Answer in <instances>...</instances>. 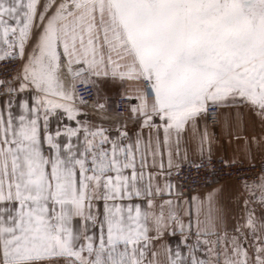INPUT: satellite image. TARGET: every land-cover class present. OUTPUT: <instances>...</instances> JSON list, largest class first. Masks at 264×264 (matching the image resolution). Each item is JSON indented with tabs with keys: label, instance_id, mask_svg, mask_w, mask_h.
Instances as JSON below:
<instances>
[{
	"label": "snow or ice",
	"instance_id": "obj_1",
	"mask_svg": "<svg viewBox=\"0 0 264 264\" xmlns=\"http://www.w3.org/2000/svg\"><path fill=\"white\" fill-rule=\"evenodd\" d=\"M6 60L23 63L0 79V264H264V221L249 211L229 236L219 190L201 201L170 179L211 163L207 118L219 108L264 124V0H0ZM62 61L77 83L143 81L127 97L137 130L93 128ZM241 186L264 204V170ZM165 234L180 239L158 244Z\"/></svg>",
	"mask_w": 264,
	"mask_h": 264
},
{
	"label": "crops",
	"instance_id": "obj_2",
	"mask_svg": "<svg viewBox=\"0 0 264 264\" xmlns=\"http://www.w3.org/2000/svg\"><path fill=\"white\" fill-rule=\"evenodd\" d=\"M34 43L35 40H33V43L29 44L34 46ZM114 59L116 58L114 57ZM119 62L123 64L127 63V60H121ZM63 63L64 62L62 61V64ZM66 67L67 66L64 65L65 69ZM67 77L70 80L72 79L71 75H67ZM65 83L72 85L71 82V84L69 82ZM94 86L96 87L99 99V102L95 108L97 111V116H90L84 109H82L83 107L81 109L79 108L81 112L85 114L91 126L93 128L103 126L112 129H115L117 126H121L123 130H126L130 135L133 134L139 127L140 121L137 120L135 123L132 122L130 107L133 104H138V101H132V104L128 109L127 117L122 118L116 106V99L120 97L137 96L139 91L144 89L142 81L128 79L121 82L113 81L111 77H99L96 78ZM101 104L105 105V107H99ZM85 116H81L80 119H84ZM237 122L239 123V128H237ZM197 125L202 131L203 121H197ZM73 126H75L74 123ZM226 128L227 131L225 130ZM144 131L145 134H147L148 130L145 129ZM237 131L241 137L240 139H237L234 135V133ZM208 132L210 136L214 134L211 157L221 158L224 161L235 159L237 162L242 163L264 162V124L261 123V120L252 111L246 108H240L237 110L236 108L221 107L219 108V121L217 125L213 127L208 126ZM186 136L191 137V132L187 133ZM253 138L261 141L259 146L253 142ZM245 139L248 141L247 144H245ZM186 148L189 153L190 160L195 162L201 161V156L199 155V145L196 139H191L186 145ZM163 162L165 164V171H167L166 156ZM149 171L157 172L158 169L151 168ZM173 172H175V169H173ZM170 179L172 180L171 177ZM156 180L162 185L164 182V177L158 175ZM214 190H219L216 192L214 197V205L223 212L228 234L229 236L236 235L237 233L234 231V229L237 225H242L243 222L245 223L247 218L246 213L248 211L244 208L243 201L241 199V186L233 182H224L217 184L212 188L194 192L188 196V198L196 196L199 197L201 201H203L205 200L207 194L212 193ZM186 207L187 205L184 206V208ZM184 208L181 210V215L185 223H187L189 217L184 214ZM194 211L195 210L193 209V214ZM206 211L207 208L205 206V208H203L201 211V220L205 218L204 213ZM223 230L224 229H221V231ZM211 238L215 239V237ZM179 239V236L172 237L168 234H165L163 240L158 242V244L166 241H171L173 244H175V242ZM182 251H186V249H182ZM149 258H151L150 254ZM160 260L161 264H166L165 257L163 255L160 256Z\"/></svg>",
	"mask_w": 264,
	"mask_h": 264
},
{
	"label": "built area",
	"instance_id": "obj_3",
	"mask_svg": "<svg viewBox=\"0 0 264 264\" xmlns=\"http://www.w3.org/2000/svg\"><path fill=\"white\" fill-rule=\"evenodd\" d=\"M63 64L66 65L65 62ZM20 68L21 61L19 60L0 61V79H11ZM65 74L67 73L65 72ZM67 75L69 76L71 74L69 73ZM72 83L76 84L75 94L78 102L85 107L94 108L95 110L97 104L94 86L92 84L77 83L74 80H72ZM142 85L143 88H145L143 81ZM131 104L132 101H129L127 97L116 99V106L122 118L127 117L128 109ZM213 120L217 122L214 123ZM218 121L219 109L217 110V115L215 117L209 116L207 118V125L213 127L217 125ZM223 161L224 160L221 158L211 157V163H208L207 160H205V167L202 169H196L195 167L185 165L181 169V174L179 176H171L172 181L181 186L184 196L188 197L194 192L206 190L224 182H233L241 186L242 178L249 182L254 181L260 176L262 170H264V162H237L234 165H226Z\"/></svg>",
	"mask_w": 264,
	"mask_h": 264
},
{
	"label": "rangeland",
	"instance_id": "obj_4",
	"mask_svg": "<svg viewBox=\"0 0 264 264\" xmlns=\"http://www.w3.org/2000/svg\"><path fill=\"white\" fill-rule=\"evenodd\" d=\"M44 2H45V0H41V5ZM57 2H59V0H57ZM40 10H42V6H41ZM51 11L52 10H50L49 15L51 14ZM33 40H35V37H33ZM27 47H28V51L29 52L33 48V46L31 44H28ZM22 63H23V61H21V64ZM60 77L63 80L64 86H65L66 89H69V88L72 87V85H73L72 80H70L67 77V74H65V72L63 70V64H62V70L60 72ZM65 82H69V83L71 82L72 85L66 84ZM94 88H95V94H96V98H97L96 99V104H97L99 102V99H98V94H97V91H96V87L94 86ZM75 103H76V106L78 108L81 109L83 107L82 109H84L90 116H93V117L97 116V111L94 110V108H89V107H85V106L81 105L78 102L77 99H76ZM240 195H241V199L243 201L244 208L246 210H248L246 214H248V212L251 211L257 221H264V204L259 203L258 200L256 199V197H258L260 195V193L256 192L255 196H253V195H250L248 191H246L245 189H243L241 187ZM245 201H248L247 205H245ZM244 224L245 223L243 222V224L241 226H243ZM257 227H259V224H257ZM242 231L244 232V235L248 237V241H247V243L244 246L247 248L249 255L252 256V255H254V249L252 247H249V245L253 243V238H252L251 235H249V229L248 228H242ZM236 235H238V233ZM242 242H243V240H242Z\"/></svg>",
	"mask_w": 264,
	"mask_h": 264
},
{
	"label": "bare ground",
	"instance_id": "obj_5",
	"mask_svg": "<svg viewBox=\"0 0 264 264\" xmlns=\"http://www.w3.org/2000/svg\"><path fill=\"white\" fill-rule=\"evenodd\" d=\"M65 68H64V64H63V70H64ZM64 72H66L65 70H64ZM66 73H68V72H66ZM69 74V73H68ZM70 76V75H69ZM71 80H73V78L71 79Z\"/></svg>",
	"mask_w": 264,
	"mask_h": 264
}]
</instances>
